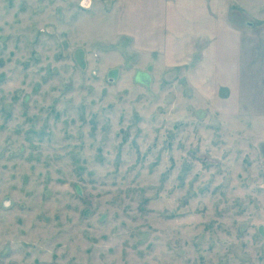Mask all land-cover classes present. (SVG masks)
<instances>
[{
    "label": "rangeland",
    "instance_id": "1",
    "mask_svg": "<svg viewBox=\"0 0 264 264\" xmlns=\"http://www.w3.org/2000/svg\"><path fill=\"white\" fill-rule=\"evenodd\" d=\"M0 264H264V0H0Z\"/></svg>",
    "mask_w": 264,
    "mask_h": 264
},
{
    "label": "water",
    "instance_id": "2",
    "mask_svg": "<svg viewBox=\"0 0 264 264\" xmlns=\"http://www.w3.org/2000/svg\"><path fill=\"white\" fill-rule=\"evenodd\" d=\"M259 231L261 232V228H259ZM262 233V232H261Z\"/></svg>",
    "mask_w": 264,
    "mask_h": 264
}]
</instances>
